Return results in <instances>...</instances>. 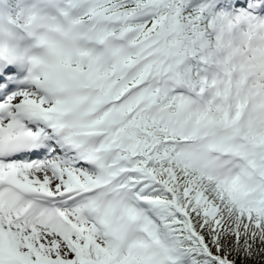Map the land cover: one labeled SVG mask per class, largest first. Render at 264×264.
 <instances>
[{"label":"snow or ice","instance_id":"1","mask_svg":"<svg viewBox=\"0 0 264 264\" xmlns=\"http://www.w3.org/2000/svg\"><path fill=\"white\" fill-rule=\"evenodd\" d=\"M0 264H264V0H0Z\"/></svg>","mask_w":264,"mask_h":264}]
</instances>
